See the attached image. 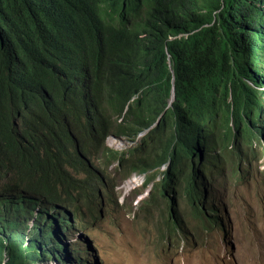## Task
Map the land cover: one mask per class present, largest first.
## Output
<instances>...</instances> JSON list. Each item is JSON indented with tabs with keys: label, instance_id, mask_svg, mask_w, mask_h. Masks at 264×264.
<instances>
[{
	"label": "trees",
	"instance_id": "trees-1",
	"mask_svg": "<svg viewBox=\"0 0 264 264\" xmlns=\"http://www.w3.org/2000/svg\"><path fill=\"white\" fill-rule=\"evenodd\" d=\"M263 88L264 0H0V264H93L65 210L100 188L109 133L149 128L135 167L166 166L171 222L177 192L225 233L212 184L264 150Z\"/></svg>",
	"mask_w": 264,
	"mask_h": 264
},
{
	"label": "rangeland",
	"instance_id": "rangeland-1",
	"mask_svg": "<svg viewBox=\"0 0 264 264\" xmlns=\"http://www.w3.org/2000/svg\"><path fill=\"white\" fill-rule=\"evenodd\" d=\"M116 122L126 126L120 116ZM148 129L140 131L138 138L134 136L133 142H124L132 148L139 147ZM134 149L123 153L120 162H107L105 153L101 152L92 157L95 167L98 169L96 164L101 163L99 169L105 173L100 185L102 199L93 198L87 207L82 205L83 213L78 216L82 227L78 232L94 248L97 264H264V150L261 145L255 146L252 158H248L249 171L242 173L238 181L234 183L227 175L214 178L212 189L225 204V233L203 226L191 214L185 197L177 192L174 201L181 229L174 230L167 199L158 190L151 189L163 166L149 170L152 180L129 190L130 193L125 192L120 203V188L135 173L131 166L146 153L145 149ZM22 229L29 235L26 227Z\"/></svg>",
	"mask_w": 264,
	"mask_h": 264
},
{
	"label": "clouds",
	"instance_id": "clouds-1",
	"mask_svg": "<svg viewBox=\"0 0 264 264\" xmlns=\"http://www.w3.org/2000/svg\"><path fill=\"white\" fill-rule=\"evenodd\" d=\"M151 70V69H150ZM140 134H141V132H139V133H137L136 135H135V137L137 136V138L140 136ZM142 136V135H141ZM127 139V140H124V139ZM134 140H136V138H130V137H126V136H123V135H114V134H112V133H109V134H107L105 137H104V139H103V146L105 147V149L106 150H108L109 152L108 153H110L111 154V151L112 152H114L113 153V156H114V158L113 159H111V160H107V162H110L111 163V161H114V160H117V162H120V158H122L123 157V153H125V152H128L129 150H132V149H134L135 147H131V145H129V146H127V144L124 142V141H134ZM130 147V148H129ZM111 150V151H110ZM135 150V149H134ZM102 153H105V151L104 150H102ZM116 154L118 155V157L116 156ZM95 155V154H94ZM94 155L92 156V157H94ZM80 157H82V154H80ZM136 164H138V163H135V164H133L132 166H131V168H132V172H134L135 171V173H133V174H131V175H133L132 177L130 176L127 180H126V183L125 184H123L122 186H121V195L119 196V198H121V201H120V203H122V201H123V197H124V193L125 192H127V193H130L129 192V190L131 191L132 189H134V188H136L137 186H141L142 184L143 185H147L148 183H146L145 182V180H146V177H148L149 176V170L147 171V172H143V171H141L140 170V168H137V167H135V165ZM97 165V167H98V169L101 167V163H99V164H96ZM105 166H107V164H105ZM161 166H163V169H161V170H164L165 168H166V166L165 165H161ZM160 166V167H161ZM159 167V168H160ZM71 172H73V170H71L70 168H68ZM137 170H139V171H137ZM160 170V171H161ZM103 175L105 176V173H104V171H103ZM160 176V175H159ZM75 178L76 179H80V181H83L84 179H82V175H81V173H78V174H76L75 175ZM104 180V179H103ZM103 180H100V182H99V184L101 185V183H102V181ZM152 180V179H151ZM90 181V180H89ZM158 181V180H157ZM8 182H9V179L8 178H6V176L5 177H1L0 178V185H7L8 184ZM82 186H84V185H82ZM152 189V188H151ZM155 189V188H154ZM157 190V189H156ZM78 192V190H76V191H74V194L75 193H77ZM159 192V191H158ZM100 193H102V189H101V186H100V188L95 192V194L94 195H92L90 198H83V197H78V196H76V205H77V212L76 211H74V208H70V209H67L66 208V210H65V212H66V214H67V216L69 217V220H72V216H75V214L74 213H78V215L77 216H79L80 214H82L83 213V209H82V205H84L85 204V206L87 207L88 205H90V203L91 202H93V198H96L97 200L98 199H102V197L100 196ZM107 196L108 195H110V193H105ZM145 196H143V197H141L140 198V200H143V198H144ZM102 202V201H101ZM78 220H80L79 219V217H78ZM29 221H31V223H30V225H29ZM170 222H171V220H170ZM27 224H28V228L31 226V224H32V220H28L27 222H26ZM171 224H172V227H174V230H176V229H179L176 225H174L172 222H171ZM26 227V228H27ZM80 227H82V222L80 221L79 222V228ZM28 228H27V230H28ZM79 230V229H78ZM79 235H81L82 237H83V239H86L88 242H89V240L87 239V237L84 235V234H81V233H79L78 231H75L74 232V235L72 236V237H70L71 239H74V240H78V236ZM90 243V242H89ZM91 245V244H90ZM92 246V245H91ZM93 248V247H92ZM93 251H94V248H93ZM94 256L95 257H93V259H92V261H93V264H97V255L95 254V252H94Z\"/></svg>",
	"mask_w": 264,
	"mask_h": 264
}]
</instances>
